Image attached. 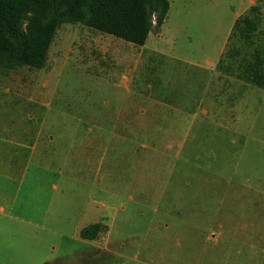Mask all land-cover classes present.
Listing matches in <instances>:
<instances>
[{"label":"rangeland","instance_id":"374dc122","mask_svg":"<svg viewBox=\"0 0 264 264\" xmlns=\"http://www.w3.org/2000/svg\"><path fill=\"white\" fill-rule=\"evenodd\" d=\"M169 1L144 45L66 22L0 72V264H264V88L217 67L261 0Z\"/></svg>","mask_w":264,"mask_h":264},{"label":"trees","instance_id":"16d2710c","mask_svg":"<svg viewBox=\"0 0 264 264\" xmlns=\"http://www.w3.org/2000/svg\"><path fill=\"white\" fill-rule=\"evenodd\" d=\"M169 0H0V72L21 66L42 68L58 28L81 22L101 32L144 45L153 22L161 26ZM222 72L264 88V0L237 16L217 65ZM102 221L80 230L95 240Z\"/></svg>","mask_w":264,"mask_h":264},{"label":"crops","instance_id":"0c3cea01","mask_svg":"<svg viewBox=\"0 0 264 264\" xmlns=\"http://www.w3.org/2000/svg\"><path fill=\"white\" fill-rule=\"evenodd\" d=\"M1 212L3 213V210H1Z\"/></svg>","mask_w":264,"mask_h":264}]
</instances>
